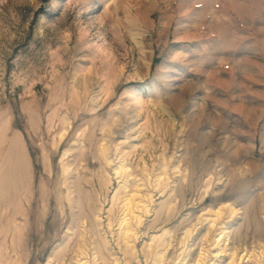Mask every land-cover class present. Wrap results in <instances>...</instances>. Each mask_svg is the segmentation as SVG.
<instances>
[{"label":"rangeland","instance_id":"obj_1","mask_svg":"<svg viewBox=\"0 0 264 264\" xmlns=\"http://www.w3.org/2000/svg\"><path fill=\"white\" fill-rule=\"evenodd\" d=\"M82 262L264 264V0H0V264Z\"/></svg>","mask_w":264,"mask_h":264},{"label":"bare ground","instance_id":"obj_2","mask_svg":"<svg viewBox=\"0 0 264 264\" xmlns=\"http://www.w3.org/2000/svg\"><path fill=\"white\" fill-rule=\"evenodd\" d=\"M237 248V247H236ZM233 253H235V252H233ZM232 256H234V255H232ZM234 258H232V260H233ZM198 260V259H197ZM203 261V260H202ZM231 261V260H230ZM233 263V262H232ZM231 263V264H232ZM81 264H87L86 262H82ZM199 264V263H198Z\"/></svg>","mask_w":264,"mask_h":264}]
</instances>
